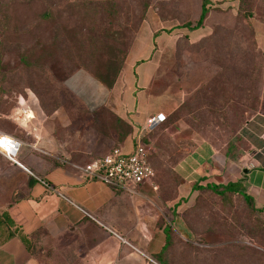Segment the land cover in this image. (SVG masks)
Returning a JSON list of instances; mask_svg holds the SVG:
<instances>
[{
    "label": "rangeland",
    "instance_id": "obj_1",
    "mask_svg": "<svg viewBox=\"0 0 264 264\" xmlns=\"http://www.w3.org/2000/svg\"><path fill=\"white\" fill-rule=\"evenodd\" d=\"M200 11L201 0H0V131L14 130L28 140L18 126L26 122L23 111L49 137L61 138L78 123L84 130L86 123H123L107 110L85 108L65 88V78L85 69L97 79L116 80L145 21L166 29L194 26ZM175 39V71L190 76L189 92L146 137L155 171L151 183L163 204L174 205L168 219L176 224L170 221L162 259L264 264L258 211L241 194L222 198L209 188L180 199L181 177L173 169L193 146V133L237 163L245 156L248 167L264 164V120L257 116L264 108V0H210L203 27L176 29L168 46ZM176 123H184L177 136ZM2 198L0 192V203ZM37 236L36 257L52 264V249Z\"/></svg>",
    "mask_w": 264,
    "mask_h": 264
},
{
    "label": "crops",
    "instance_id": "obj_2",
    "mask_svg": "<svg viewBox=\"0 0 264 264\" xmlns=\"http://www.w3.org/2000/svg\"><path fill=\"white\" fill-rule=\"evenodd\" d=\"M201 28L166 29L145 21L111 88L85 69L65 78V88L85 108L107 110L124 123H86L85 130L78 123L61 138L41 134L38 123L32 122L18 123L28 140L19 139L14 130L0 131L23 143L18 161L32 174L0 154V214L7 212L18 227L12 237L0 241V264H41L32 245L38 234L53 251L48 259L52 264H60V258L61 264H160L156 257L166 243L164 228L172 222L168 213L174 212V205L163 204L152 184L130 195L98 181H83L81 167L114 147L130 152L147 118H167L184 102L191 78L175 71L176 39L168 46L167 37L176 29ZM257 116L264 120V108ZM175 126L176 136L182 134L184 123ZM191 138L193 146L173 168L181 177L180 199L195 193L192 188L199 179L201 185L240 182L264 220V164L248 167L247 157L237 163L211 139L195 133ZM146 146L149 161L152 146Z\"/></svg>",
    "mask_w": 264,
    "mask_h": 264
},
{
    "label": "built area",
    "instance_id": "obj_3",
    "mask_svg": "<svg viewBox=\"0 0 264 264\" xmlns=\"http://www.w3.org/2000/svg\"><path fill=\"white\" fill-rule=\"evenodd\" d=\"M23 116L28 122V111H23ZM163 115L150 116L145 124L137 131L133 138V148L130 152L123 151L120 147L112 148L106 155L92 159L81 167L83 181H98L111 188L113 191H124L136 195L141 186L152 184L155 171L148 161V151L145 143L146 135L151 129L163 123ZM23 143L12 135L0 132V154L10 163L24 168L18 161V156ZM25 169V168H24ZM31 174L27 169H25ZM32 175V174H31ZM46 189L52 186L36 178Z\"/></svg>",
    "mask_w": 264,
    "mask_h": 264
},
{
    "label": "trees",
    "instance_id": "obj_4",
    "mask_svg": "<svg viewBox=\"0 0 264 264\" xmlns=\"http://www.w3.org/2000/svg\"><path fill=\"white\" fill-rule=\"evenodd\" d=\"M209 11H210V0H201V11H200V15H199V18H198L196 24L194 26H191L189 23H187V24L180 26V27L187 28L188 30H196V29L203 27V22L206 19ZM98 80L101 81L102 83H104L108 88H111L115 82V80L107 81V80H103L101 78H98ZM201 180H203V179H201ZM199 183L200 182L198 181L193 185L192 190L194 192L199 191V190L204 189V188H209L212 191H214L216 194L220 195L222 198H225L227 195H231V194H241L243 199L252 207V209H255L253 202H252V199L250 198V196H248L245 193L244 187H243L242 183H240V182L228 183L226 185H218V184L201 185ZM176 206H177V204H176ZM170 227H171V224L165 226V228H164V232L166 235V243H165L160 255H158L156 257L157 260L160 262V264H165V262L162 259V255H163L164 251L166 250L167 241L169 238ZM11 228H14V229H11ZM17 230H18V227L16 226L14 221L8 216L7 212H3L2 214H0V241L2 239L3 240L9 239L10 237H12L17 232ZM22 240L24 242H26V239L23 237H22Z\"/></svg>",
    "mask_w": 264,
    "mask_h": 264
},
{
    "label": "bare ground",
    "instance_id": "obj_5",
    "mask_svg": "<svg viewBox=\"0 0 264 264\" xmlns=\"http://www.w3.org/2000/svg\"><path fill=\"white\" fill-rule=\"evenodd\" d=\"M28 117L32 118V114H31V115H29Z\"/></svg>",
    "mask_w": 264,
    "mask_h": 264
},
{
    "label": "water",
    "instance_id": "obj_6",
    "mask_svg": "<svg viewBox=\"0 0 264 264\" xmlns=\"http://www.w3.org/2000/svg\"><path fill=\"white\" fill-rule=\"evenodd\" d=\"M246 172V171H245Z\"/></svg>",
    "mask_w": 264,
    "mask_h": 264
}]
</instances>
